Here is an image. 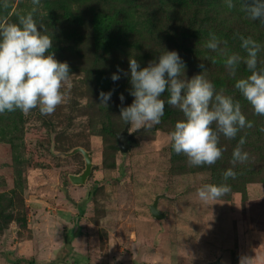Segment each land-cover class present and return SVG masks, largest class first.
I'll use <instances>...</instances> for the list:
<instances>
[{
  "label": "rangeland",
  "instance_id": "1",
  "mask_svg": "<svg viewBox=\"0 0 264 264\" xmlns=\"http://www.w3.org/2000/svg\"><path fill=\"white\" fill-rule=\"evenodd\" d=\"M232 3L40 0L34 17L53 38L55 59L68 63L71 88L52 114H0V264H240L242 257L264 264V116L234 87L250 75L246 65L231 76L225 56L204 47L215 33L227 54L243 57L239 37H251L262 45L264 68V26L242 10L252 0ZM32 8L31 0H0V23H18ZM165 50L178 52L189 79L203 63L216 90L239 101L254 124L235 139L221 136L223 156L213 166L191 167L172 150L179 109L166 103L161 123L148 130L119 116L134 97L130 75L113 81L112 74L130 72V57L143 68ZM101 91H112L108 108L99 104ZM126 127L135 135L121 152L117 135ZM241 137L248 160L224 181ZM78 148L92 162L83 184L69 179L85 169ZM222 183L231 186L224 197L197 198L198 188ZM159 194L167 195L158 202L165 216L155 219L149 206Z\"/></svg>",
  "mask_w": 264,
  "mask_h": 264
},
{
  "label": "clouds",
  "instance_id": "2",
  "mask_svg": "<svg viewBox=\"0 0 264 264\" xmlns=\"http://www.w3.org/2000/svg\"><path fill=\"white\" fill-rule=\"evenodd\" d=\"M31 2L32 10L19 16L18 23H0V114L17 110L28 114L37 108L41 114H52L65 100V87L71 88L68 63L55 59L54 52L50 51L53 38L42 24L38 26L34 17L40 0ZM226 2L228 8L234 7L232 0ZM242 10L250 20L264 26V0L243 3ZM239 39L246 52L243 57L238 53L227 54L221 48V43L226 44V41L222 42L215 33H209L204 47L225 56L224 66L231 76L236 75L241 63L246 65L250 75L236 80L234 87L251 105L255 115L264 116V68H258L262 45L251 37L240 36ZM185 67L174 50H165L158 62L150 61L143 68L130 57V72L118 67L117 73L111 76L117 81L121 78L119 73L130 75V95L134 99L131 105L120 108L119 116L130 128L148 130L161 123L166 103L179 109L184 119L177 121L169 133L172 150L186 156L191 167H210L222 159L221 136L235 139L241 130L250 129L254 124L243 114L239 101L225 95L223 89L216 90L206 78L203 63L199 67L204 70L190 79L185 76ZM166 92L167 101L162 99ZM111 96L112 91H101L99 104L108 108ZM119 99L123 104V94ZM245 143V138L241 137L233 149L232 167L222 173L224 181L235 179L236 164L248 160V153L243 151ZM230 190L227 183L205 184L195 194L201 202L207 203L224 197ZM240 264H252V258L242 257Z\"/></svg>",
  "mask_w": 264,
  "mask_h": 264
},
{
  "label": "water",
  "instance_id": "3",
  "mask_svg": "<svg viewBox=\"0 0 264 264\" xmlns=\"http://www.w3.org/2000/svg\"><path fill=\"white\" fill-rule=\"evenodd\" d=\"M127 129H128V127H126L121 134L117 135V139H118V142H119V144H118L119 145V150L121 152H127L128 148H129L128 141L131 140L134 137V135H135V132L130 134V135H128ZM76 152L82 153V155H83V157L85 159V169L79 175H70L69 179L74 184H83V183H85L87 177L90 174V169H91L92 162H91V158H90L89 154L86 151L78 148V149H75L73 151V153H76ZM166 196H167L166 194L157 195L155 197L154 201L152 202V204L149 206L150 214L155 219H162L165 216V213L158 209V202H159V200L161 198H164ZM217 263L218 262L215 261V262H211L210 264H217Z\"/></svg>",
  "mask_w": 264,
  "mask_h": 264
}]
</instances>
